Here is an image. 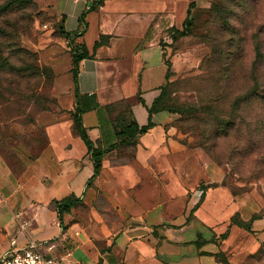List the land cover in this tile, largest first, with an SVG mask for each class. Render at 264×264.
<instances>
[{
  "label": "crops",
  "instance_id": "crops-1",
  "mask_svg": "<svg viewBox=\"0 0 264 264\" xmlns=\"http://www.w3.org/2000/svg\"><path fill=\"white\" fill-rule=\"evenodd\" d=\"M91 1L56 0L62 39L45 51L61 113L44 125L45 145L21 171L0 159V256L11 238L18 247L26 242L19 214L45 254L70 251V264H264V199L230 192L215 165L178 144L171 112L150 113L131 157L120 160L112 148L92 176L71 118L76 98L93 146L115 140L106 114L96 111L106 104L129 98L124 117L147 124V108L167 81L157 37L170 18L155 14L174 0H102L92 8ZM73 43L87 52L75 65ZM66 198L76 202L58 215L54 202Z\"/></svg>",
  "mask_w": 264,
  "mask_h": 264
},
{
  "label": "rangeland",
  "instance_id": "rangeland-1",
  "mask_svg": "<svg viewBox=\"0 0 264 264\" xmlns=\"http://www.w3.org/2000/svg\"><path fill=\"white\" fill-rule=\"evenodd\" d=\"M55 3L0 0V159L15 174L44 147V125L61 113L45 51L62 39ZM172 3L155 14L170 18L157 37L167 80L157 107L173 114L174 140L215 165L230 192L264 199V0ZM115 154L127 160L132 147Z\"/></svg>",
  "mask_w": 264,
  "mask_h": 264
},
{
  "label": "trees",
  "instance_id": "trees-1",
  "mask_svg": "<svg viewBox=\"0 0 264 264\" xmlns=\"http://www.w3.org/2000/svg\"><path fill=\"white\" fill-rule=\"evenodd\" d=\"M91 4V6L89 7H94L95 4L100 3L102 0H92L91 2H93ZM190 10V5L187 6L186 10H185V16L181 22V25L184 26L185 24H189L190 20L188 19V13ZM61 34H63L62 29H61ZM101 43V40H98L94 43V46L98 45ZM87 57V52L84 48V46H80L78 44L73 43L72 44V48H71V60H72V64L75 65L77 63V61H79L80 59ZM72 75H75V71L72 70ZM163 86L164 84L161 86V90L158 94V96L156 98H154V100L152 101L150 107L147 108V113H148V122L145 125L142 126H137L136 123H134L132 120L128 119V117H124V113L129 114L130 113V105L132 103L131 99H121L118 100L116 102L110 103V104H106L102 107H99L96 109V111L99 113L102 112L103 114H106V120L108 121V123L110 124V126L113 128L114 130V137L115 140L114 142L109 143L106 148H100L98 146H93L92 142L88 139V137L86 136L85 131L81 128V124L78 118V114L82 113L86 107H79L78 102H77V98H76V106L74 108V111L71 113V118H72V122H73V127L74 130L76 131L77 135L80 137V139L84 142V144L87 147L90 159L92 161V169H93V175L97 174L99 167H100V160L102 155L112 149V148H117L120 145H129L131 147H133V145L136 143V138L138 135L144 133L148 128L151 127V123L149 122V116L150 113L157 111V110H167L166 108H158L157 104L160 102L162 96H163ZM136 99L138 100V98L136 97ZM116 103H123V105L121 106V108L116 111L114 113L113 116L110 117V114L113 112V105H116ZM93 107H96V104H92ZM169 111V110H167ZM91 176V177H92ZM76 202V199L74 198H66L64 200H62L61 202H54V207L56 209V212L59 213L61 211H66L69 209V207ZM256 215H252V217H255ZM234 219V223L238 224V225H243L246 226L245 223H242L240 220H238L237 218H233ZM224 264H226L224 262Z\"/></svg>",
  "mask_w": 264,
  "mask_h": 264
},
{
  "label": "built area",
  "instance_id": "built-area-1",
  "mask_svg": "<svg viewBox=\"0 0 264 264\" xmlns=\"http://www.w3.org/2000/svg\"><path fill=\"white\" fill-rule=\"evenodd\" d=\"M14 219L18 221V232L25 235L26 242L18 247L15 245L16 239L11 238L8 248L0 256V264H70V251L66 250L56 258L45 254L28 230L29 221L21 219L19 214H15ZM46 243L45 249L50 250L53 245L48 241Z\"/></svg>",
  "mask_w": 264,
  "mask_h": 264
}]
</instances>
